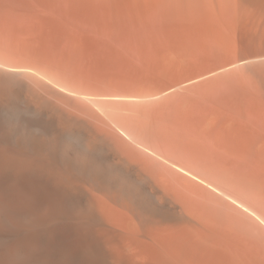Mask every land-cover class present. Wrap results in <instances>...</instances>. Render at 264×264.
Returning a JSON list of instances; mask_svg holds the SVG:
<instances>
[{
  "label": "bare ground",
  "instance_id": "bare-ground-1",
  "mask_svg": "<svg viewBox=\"0 0 264 264\" xmlns=\"http://www.w3.org/2000/svg\"><path fill=\"white\" fill-rule=\"evenodd\" d=\"M0 264H264V0H0Z\"/></svg>",
  "mask_w": 264,
  "mask_h": 264
}]
</instances>
